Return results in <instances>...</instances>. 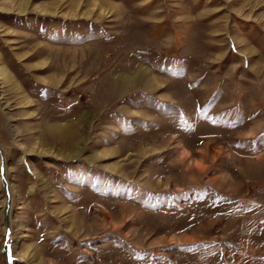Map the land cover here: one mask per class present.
<instances>
[{
    "label": "rangeland",
    "instance_id": "obj_1",
    "mask_svg": "<svg viewBox=\"0 0 264 264\" xmlns=\"http://www.w3.org/2000/svg\"><path fill=\"white\" fill-rule=\"evenodd\" d=\"M0 264H264V0H0Z\"/></svg>",
    "mask_w": 264,
    "mask_h": 264
}]
</instances>
